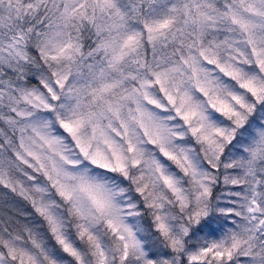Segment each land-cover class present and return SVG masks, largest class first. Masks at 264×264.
<instances>
[{"label":"snow or ice","instance_id":"1","mask_svg":"<svg viewBox=\"0 0 264 264\" xmlns=\"http://www.w3.org/2000/svg\"><path fill=\"white\" fill-rule=\"evenodd\" d=\"M0 264H264V0H0Z\"/></svg>","mask_w":264,"mask_h":264}]
</instances>
